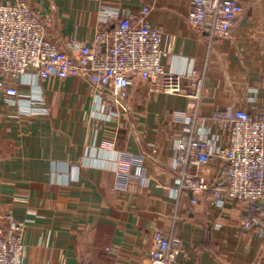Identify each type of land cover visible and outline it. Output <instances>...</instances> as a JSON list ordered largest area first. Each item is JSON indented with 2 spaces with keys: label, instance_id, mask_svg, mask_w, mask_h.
<instances>
[{
  "label": "crops",
  "instance_id": "0c3cea01",
  "mask_svg": "<svg viewBox=\"0 0 264 264\" xmlns=\"http://www.w3.org/2000/svg\"><path fill=\"white\" fill-rule=\"evenodd\" d=\"M26 1L51 17L47 38L70 53L107 27L102 10L125 17L149 7L165 69L204 73L195 136L216 133L224 145L226 135L202 120L227 109L264 113V0H242L231 35L211 43L187 21L190 0ZM18 92L15 105L0 95V225L8 216L23 224L26 264H148L156 231L180 243L181 264H264V237L242 229L240 205L217 209L208 193L196 204L173 196V144L185 127L172 113L191 114L188 99L143 81L119 99L85 77L42 81L31 72ZM122 155L141 159L125 191L116 187ZM218 170L209 163L197 172L212 181Z\"/></svg>",
  "mask_w": 264,
  "mask_h": 264
},
{
  "label": "built area",
  "instance_id": "2783aa9c",
  "mask_svg": "<svg viewBox=\"0 0 264 264\" xmlns=\"http://www.w3.org/2000/svg\"><path fill=\"white\" fill-rule=\"evenodd\" d=\"M241 1L190 0L187 21L210 43L219 36L228 38L243 12ZM149 13L147 6L125 17L102 10V22L107 27L96 33L91 44L81 43L70 53L47 38L51 17L33 11L26 0L0 4V95L5 103L15 105L19 80L31 72L42 81L85 77L95 87H114L119 99L127 96L135 81L147 82L152 92L185 97L193 112L172 113L173 120L185 127L173 144V168L178 170L174 198L178 201L183 194L189 195L190 203L196 204L199 196L208 193L217 209L227 202L236 203L241 207L242 229L263 238L264 113L250 115L242 109H227L202 120L210 121L217 133L226 135L224 145L218 143L216 133L195 136L204 73L194 68L187 74L165 69L162 34L149 22ZM140 162L139 157L122 155L115 169L118 190H126L130 171ZM209 163L219 165L218 175L204 181L197 170ZM23 231V224L11 216L0 225V264H26ZM153 241L148 264H181L184 252L176 239L156 231Z\"/></svg>",
  "mask_w": 264,
  "mask_h": 264
}]
</instances>
